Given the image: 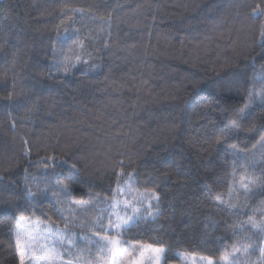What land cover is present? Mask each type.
I'll use <instances>...</instances> for the list:
<instances>
[{
    "label": "trees",
    "instance_id": "16d2710c",
    "mask_svg": "<svg viewBox=\"0 0 264 264\" xmlns=\"http://www.w3.org/2000/svg\"><path fill=\"white\" fill-rule=\"evenodd\" d=\"M262 34L264 0H0V264L19 218L92 228L131 184L127 246L264 264Z\"/></svg>",
    "mask_w": 264,
    "mask_h": 264
},
{
    "label": "rangeland",
    "instance_id": "374dc122",
    "mask_svg": "<svg viewBox=\"0 0 264 264\" xmlns=\"http://www.w3.org/2000/svg\"><path fill=\"white\" fill-rule=\"evenodd\" d=\"M120 196L121 200L119 203L121 205L125 202V200H129L131 203L136 205L140 213L142 210H146L151 213L153 207L151 196L144 195L143 193L138 194L132 184L129 185L128 188L121 190ZM62 214L64 217L68 218L66 213L62 212ZM74 217L70 219L73 223L68 231L77 237L85 235L91 236L92 228L80 225V222ZM49 228L64 230V221L61 219L55 222H41L28 218H19L17 223V234L18 251L21 264H48V261L45 259L47 252L43 250V247L47 243L44 236L47 235V230ZM41 232H43L44 235L37 240V235ZM96 238L98 239V237ZM115 239L120 242L117 246H115V255H113L112 252H107L103 256H100L93 249L90 256L88 249L84 246L82 241L80 242V249L74 248L73 252L78 251L80 253L79 259L81 264H133V262H135V264H209L210 260L212 261V264H219L216 260L210 258L184 253L178 254V261L169 262L167 261V250L165 248L163 258L158 260L157 254L152 251V248L160 247L151 246L150 248L149 245L143 244L127 246L121 236L115 237ZM222 263L228 264L229 262L226 260Z\"/></svg>",
    "mask_w": 264,
    "mask_h": 264
},
{
    "label": "snow or ice",
    "instance_id": "6c2138e0",
    "mask_svg": "<svg viewBox=\"0 0 264 264\" xmlns=\"http://www.w3.org/2000/svg\"><path fill=\"white\" fill-rule=\"evenodd\" d=\"M262 38H264V34H262ZM260 103L264 104V97L260 99ZM249 105L246 104L245 108H248ZM243 111V110H241ZM233 127H235V123H233ZM223 135L227 136L228 133L225 132ZM264 140V137H261ZM233 147V155L237 156L235 145ZM242 157H237L233 161V165L236 166L238 164L243 163ZM122 163V162H121ZM69 172L74 175L78 169L75 164L69 165ZM235 175V173H233ZM72 179V175L69 176V180ZM57 183H60L58 180ZM119 183V181H118ZM242 187L247 191L248 183L245 182ZM26 194L31 198L35 197L36 193L31 191L26 185L25 187ZM59 191L66 196L72 195V189L70 184H63ZM117 195H120L119 188L117 189ZM47 196V193H44ZM71 215V213H69ZM143 213L139 212V209L136 207L134 203H131L129 200H125V202L121 205L119 201L114 204H109L108 208L105 210L104 214L97 216V222L92 224L91 236L85 235L82 237L74 236L68 229L72 225L73 221L64 217L61 213V219L64 221L65 228L64 230L49 228L47 230V235L44 236V239L47 241L46 245L43 247V250L47 252L45 259L48 261V264H81L79 259L80 253L73 252V249H80L81 241L84 246L88 249L89 255L91 256L92 250L103 256L107 252H112L115 255V246H117L120 242L115 239V237H119L124 235L127 232H130L132 228L136 227L141 219H143ZM23 219V217H21ZM105 220L107 223H105ZM254 227H258L260 232H264V222H261L259 225H255ZM44 233H38L37 240L43 236ZM98 237V239L96 238ZM151 248V245H149ZM152 251L157 254V259H161L164 256L165 249L160 248H152ZM264 253V249L261 250ZM135 264V262H133ZM209 264H212V261H209Z\"/></svg>",
    "mask_w": 264,
    "mask_h": 264
}]
</instances>
